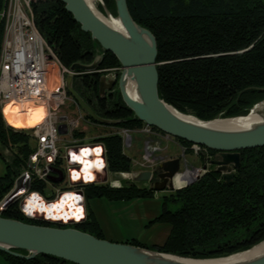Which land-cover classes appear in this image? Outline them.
Returning <instances> with one entry per match:
<instances>
[{"label":"trees","instance_id":"16d2710c","mask_svg":"<svg viewBox=\"0 0 264 264\" xmlns=\"http://www.w3.org/2000/svg\"><path fill=\"white\" fill-rule=\"evenodd\" d=\"M103 1L116 16L115 1ZM3 3L4 0H0V11ZM127 4L133 19L157 39L158 91L165 102L182 113L190 112L208 121L247 114L251 106L264 99V90H260L264 89V0H127ZM35 13L39 29L54 46L63 66L70 68L76 62L93 61L95 42L91 34L82 31L61 0H39ZM2 29L0 24V35ZM120 67L118 59L106 52L99 70ZM103 74H82L81 82L75 79L74 88L98 115L108 119H132L134 114L122 98L117 103L100 98L99 80ZM79 85L84 88L83 93ZM3 116L0 112V142L17 151L10 163H5V175L0 176V201L14 186L19 170L28 168L29 158L35 152L29 136L21 130L27 129L11 126ZM85 119L96 124L87 115ZM145 125L131 120L115 128L135 131ZM76 134L85 138V133ZM174 139L186 154H192L193 144ZM95 142L107 147L110 172H130L132 160L124 153L121 135L100 136ZM207 150L213 158L217 154ZM240 154L241 168L232 185L214 168H209L194 184L164 195L160 216L150 222V225L170 226L163 244L150 247L137 239L124 243L192 259H212L248 250L263 241L264 147L243 150ZM201 157L204 158L203 154ZM44 188L36 181L31 190L41 192ZM85 194L87 201L93 198L130 201L153 198L156 192L150 187L126 182L120 188L88 185ZM171 204L178 208L170 210ZM10 209L3 215L5 218L31 225L74 228L105 239L92 211L84 221L66 225L33 221ZM0 255L8 264L69 263L47 255L32 260L3 252Z\"/></svg>","mask_w":264,"mask_h":264},{"label":"water","instance_id":"95a60500","mask_svg":"<svg viewBox=\"0 0 264 264\" xmlns=\"http://www.w3.org/2000/svg\"><path fill=\"white\" fill-rule=\"evenodd\" d=\"M61 1L65 4L66 11L73 15L74 21L80 24L82 31L90 33L95 42L93 61L74 63L69 68L71 74L67 75L65 80L68 93L78 108L99 125L119 126L131 120H139L172 138L216 151L217 157L210 162V165L215 167V172L221 174L228 185H232L236 172L241 168L240 152L264 147V99L251 106L247 115L239 116L247 117L254 112L260 116L259 122L246 128H226L214 124L217 121L239 117H219L205 121L194 115L182 113L160 98L156 61L157 39L149 29L133 19L127 0H114L115 17L120 22V29L102 19L87 0ZM102 7L103 13L111 18L112 13L103 2ZM106 52L112 53L118 59L121 71L118 76L112 73L101 76L100 98H106L108 92L117 87L123 103L134 114L132 119H108L98 115L74 88L75 75L79 72L97 73ZM130 84L133 85L134 96L128 91ZM184 158V155L170 159L161 157L156 173L151 171L138 173L134 181L149 183L150 188L155 192L179 190L175 187V178L190 171L185 169L184 173H181L185 168ZM207 172L208 166L197 170V177L188 180L185 187L197 182ZM62 180L60 177L52 182L60 183ZM9 200L6 201V205L12 201V198ZM263 243L264 240L248 250L226 257L199 260L161 253L129 243L110 242L74 228L31 225L0 216V252L28 260L39 255H47L72 264H207L203 262L248 253ZM19 251H26L28 254L23 255ZM211 264H264V254L254 258Z\"/></svg>","mask_w":264,"mask_h":264},{"label":"built area","instance_id":"2783aa9c","mask_svg":"<svg viewBox=\"0 0 264 264\" xmlns=\"http://www.w3.org/2000/svg\"><path fill=\"white\" fill-rule=\"evenodd\" d=\"M36 0H4L0 11V24L3 26L0 35V106L5 107L11 102L24 104L33 101L42 104L47 109L44 121L36 128L30 129L27 133L34 142L35 152L30 156L27 170H23L19 178L30 182L47 183L51 188L49 196L40 197L47 203H53L66 193H76L81 196V206L85 207V200L80 193L82 190H70L67 186L75 187L81 185L86 188L88 185H108L111 188H120V177L131 181L133 173H113L108 168V151L102 142L94 144H84L85 138L77 136V132L85 133L86 128L82 122L90 123L85 119V115L79 112L73 115L62 112L63 106L74 104L66 88L65 80L71 74L69 68L63 66L58 54L49 41L45 38L38 27L35 13ZM58 67V78L60 86L53 91L46 88V78L50 69ZM106 71V70H105ZM98 70V72H105ZM82 73H77L75 76ZM67 110V109H66ZM70 112V110H67ZM109 131L105 136L119 134L122 136L124 150L131 148L129 142V131H122L115 126H106ZM60 129L62 132L60 133ZM26 131V130H24ZM147 137L145 141L144 163L145 168L141 172L153 171L155 163V153L158 150L157 140H162L168 135H163L155 131L153 127L145 125L141 130ZM193 152L208 154L205 147L193 145ZM84 150H98L100 162L104 163L102 169L96 175L94 182L77 180L73 174L81 169L82 163L75 160L76 154ZM31 165L33 167H31ZM60 172H65L67 180L63 183L64 188L54 184L52 179H57ZM117 177V178H115ZM197 177V174L194 178ZM110 179V180H109ZM17 187V186H16ZM16 189L15 197L20 191ZM47 188L44 189L46 191ZM24 191V190H23ZM24 191L19 196L25 195ZM11 193V194H12ZM43 195H45L43 193ZM18 196V197H19ZM27 197V196H26ZM52 198V199H50ZM25 215H29L23 210ZM47 221V219H45ZM57 223V222H56ZM60 224H68L63 222Z\"/></svg>","mask_w":264,"mask_h":264},{"label":"rangeland","instance_id":"374dc122","mask_svg":"<svg viewBox=\"0 0 264 264\" xmlns=\"http://www.w3.org/2000/svg\"><path fill=\"white\" fill-rule=\"evenodd\" d=\"M38 1L39 0H36V4L38 3ZM102 2L104 3L103 0H94V4H95V6L98 7L99 10H100V7H102ZM100 11L104 12V10L103 11L100 10ZM109 11L111 12V10H109ZM57 77H58V67L50 69V73L48 76V83H49V87L51 90L55 88L54 80H56ZM81 78L82 77L79 75L75 77V79H77V80L80 79L79 82L82 81ZM78 89L81 93H83L85 91L81 85H79ZM71 99H72V97H71ZM74 103H75V105L74 104H70V105L68 104L66 106H63L64 108H62V112H67V113H70L72 115H73V112L74 113H76V112L80 113L79 108H78L75 101H74ZM4 109H5V107L3 108V112H2V106H0V112H2L3 115H4ZM66 109L70 110V112H68ZM82 113L85 115L84 112H82ZM186 114L194 115L190 112L186 113ZM247 114L237 115V116H232V117H239V116H244ZM224 118H227V117H224ZM82 124H83V127L86 128V130H85L86 131L85 132V143L84 144H90V145L94 144L93 140L95 141V139H97L98 137L105 136L106 132L109 131L108 128H105L106 126L95 124L92 122H90L89 124L82 122ZM141 130H135V131H129L128 132L129 133V139H130L129 142L131 145L133 144V146L131 148H128L125 150L123 149L126 156L132 160V167H131V170L129 173H133V174L141 172L144 169H146L145 165H143V163H144V154H145V141L147 140V137ZM121 131H122V134L125 132L123 130H121ZM31 132H32V130H26L25 131L26 135H28L27 133H29V135H30ZM29 138H30L29 139L30 143H32V146L34 147L35 144L32 141L31 136H29ZM156 142H157L156 144L158 146V150L156 151L155 156H154L155 157V163L152 167L153 171L157 169L156 162H157V164H159L158 162H160V160L156 161V159H161V157H163L165 159H170L169 157H171V158L176 157L175 153H172L171 155H169V157L165 156L167 154V150L162 149L163 147L161 144V140H157ZM165 146H166V144H165ZM172 149H173V146L169 145L168 151H172ZM182 149H183V152L180 153V155H178L177 157H180L182 155L185 156V158H184L185 159V168L182 167L183 169H182L181 173H184L185 169L190 170V171H188L189 179L194 178L195 175L197 174V170L203 168L204 166H208V170H209V168H215L214 166L210 165V160H211L212 156L209 155V153L208 154L200 153V154L196 155L193 152V150L191 149L192 154L188 155V154H186L185 149L184 148H182ZM14 151H17V149L14 148L13 146L8 147L6 145H3L0 142V176L5 175V173H6L5 163H10L11 159L14 157ZM202 154L204 156L203 159L201 157ZM216 155L214 158H212V160L217 157ZM192 161H194V162H192ZM189 162L190 163L192 162L194 164L196 163V165H195L196 167L194 166L191 168ZM23 170H27V169L22 168L21 170H19L20 173H19L18 177L15 178L14 186L4 195V197L0 201V216L5 218L3 215L6 213L8 208L11 207L10 210H12L13 213H15L17 211L18 213H22L28 219H31L33 221L38 220V221L42 222L45 220V218H44L45 216H43L45 214L43 212H39V214H33L31 212H28V210L25 208L26 199H27L26 193L23 196L16 197L17 199L9 202V203H11L10 205L8 204V206H10V207H8V208L6 207L7 206L6 201L9 199L11 200V198L12 199L14 198V196H13L14 193H12V192H14L18 188V187H16V183L18 182V178L21 176ZM121 173L127 174V172H120V174ZM59 178L60 177H57V179H59ZM115 178H117V177H115ZM66 180H67V176H65V180H62L60 182V184H61V185H59L60 189L64 188L63 183H65ZM119 180H120V184H122V185L128 181V180L126 181V179H124L123 177H120ZM131 182H134V181L132 180ZM32 184H36V182H33ZM42 185L45 188H47L46 191H41L42 193L45 194L42 196H49L50 192L52 191L51 188L49 187V185L47 183L46 184L42 183ZM143 185L144 184L138 183V186L143 187ZM66 188H69L70 190H76V191H79V190L85 191V188L81 187V185H76L75 187L67 186ZM169 192L170 191L156 192V194L154 195L153 198L135 199V200H130V201H110L106 198H102V199L93 198V199H89L88 201L86 200V204L88 207V212L90 213V211H92L93 217L96 218V220L99 222L101 228L103 229L104 238L106 240H108L110 242L111 241L117 242V240H120V242L121 241L126 242V241L131 240V239H137V240L141 241L142 243L146 244L147 246L151 247L153 245H160L161 243L163 244L164 241L167 239L169 232H170V226L168 224L155 223V224L150 225L151 221L155 220L157 217L160 216V214L162 212L163 197L165 194H168ZM11 193H12V196H10ZM34 196H36V195H34ZM50 199H52V198H50ZM31 201H32V199H30V202ZM177 208H178V205H172V204L170 205V210H172V211H175ZM14 210H16V211H14ZM23 210H25L29 215H25L23 213ZM54 218L56 219V221H52V222L56 223L57 218L56 217H54ZM8 219H10V218H8ZM13 220H15V219H13ZM79 220L80 219H78L77 221H79ZM17 221H20V220H17ZM64 222H68V224H66V225L74 224L71 221H65L64 220ZM80 222H77V223H80ZM60 223L61 222H57V224H60ZM39 226H42V225H39ZM45 227H51V226H45ZM209 259H211V258H204V259H199V260H209ZM0 264H8L2 255H0ZM65 264H72V263H65Z\"/></svg>","mask_w":264,"mask_h":264},{"label":"bare ground","instance_id":"6f19581e","mask_svg":"<svg viewBox=\"0 0 264 264\" xmlns=\"http://www.w3.org/2000/svg\"><path fill=\"white\" fill-rule=\"evenodd\" d=\"M87 1L95 10V12L102 17V19H104L113 27L120 29L121 27L120 22L113 14L112 17L110 18L107 15H105L103 12H101L97 6H95L94 0H87ZM48 76L49 74L47 75L46 78V88L49 91L56 90L60 86L59 78L57 77V79L54 80L55 88L51 90L48 83ZM128 91L132 96H134L133 85L131 84L129 85ZM3 108H2V112H3ZM46 115H47L46 107L42 104H36L33 101L26 102L22 105L17 102H11L8 105H6L4 109V117H5L4 120L6 119L8 124H10L13 127L26 128L27 130L34 129L37 127V125H40L46 118ZM260 120H261L260 116H258L254 112L248 115L247 117H239L231 120L217 121L214 124H218L226 128H246L259 122ZM21 130H25V129H21ZM96 153L99 154L98 150H96ZM96 153L95 151L92 150H84L76 154L74 159L81 162L82 165H81V169H79L77 172L73 174L75 179L77 180L84 179L86 181H91V182L95 181L96 175L99 172L97 171V169H102L104 167V163L100 162V157L98 158L96 156ZM188 180H191L189 179L188 171L186 172L185 175H178L175 178L176 189L185 187L187 185ZM23 192L24 191L21 190L16 197H18ZM71 194L76 199H78L79 203H81L82 198L80 199L76 193H66L65 195H63V197H60L57 201L53 203H47L40 197V195L36 193H32L30 196H27L25 208L28 210V212H31L32 209L34 211L35 210L34 208H36V214H39V212H43L45 214L43 215L45 216L44 218L47 219L48 221H56L54 217L57 216L60 217L59 219L63 221L64 220L77 221L78 219H81L82 212L84 213V208L78 207L77 212L74 213V211H72L73 213H70V210H74L75 208L74 202H72L70 198H67V196H70ZM34 197H36V200H38L35 201L36 204L33 201L30 202V199L33 200ZM45 205H51V206L46 207ZM67 206L70 208V210L67 209ZM60 220H57V222H59ZM262 254H264V243L260 246H257L248 253H244L233 257H228L226 259L206 261L203 263L211 264V263L232 262L241 259L254 258Z\"/></svg>","mask_w":264,"mask_h":264},{"label":"flooded vegetation","instance_id":"af4514ba","mask_svg":"<svg viewBox=\"0 0 264 264\" xmlns=\"http://www.w3.org/2000/svg\"><path fill=\"white\" fill-rule=\"evenodd\" d=\"M105 71V70H104ZM120 71H121V67L120 68H113V69H109V70H106L105 72H104V74L103 75H107V74H109V73H112V74H115V75H119L120 74ZM120 98H121V95H120V93L118 92V90H117V87H115V89L114 90H112L111 92H108V94H107V96H106V98H104L103 100H105V101H107V102H110V101H116V103L120 100ZM116 127V126H115ZM177 142V141H176ZM128 149V148H127ZM125 153V152H124ZM213 158V157H212ZM212 158H211V160H210V162L212 161ZM157 160H160V159H156V161ZM158 163H160V162H158ZM159 166V164H157V162H156V167H158ZM146 172H149V171H146ZM151 172H154V173H156V170H154V171H151ZM60 173H62V175H60L59 177H62L63 178V180H65V172H60ZM127 173H129V172H127ZM138 173H140V172H138ZM138 173H136V174H138ZM136 174L134 175V177L136 176ZM134 177H133V181H134ZM154 177L156 178V174L154 175ZM56 179V178H55ZM52 180H54V179H52ZM131 180V181H132ZM131 181H127V182H131ZM32 183L33 182H30L29 180H23V179H21V178H18V182L16 183V186L18 187L17 189V191H21L22 189L24 190V191H26L25 193H26V196H30L32 193H36V194H40V195H43V193L42 192H36V191H32L31 190V187H32ZM54 183V182H53ZM133 183H135L136 185H138V183L137 182H133ZM141 184H144L143 185V187H150V184L149 183H146V182H140ZM54 184H60V183H54ZM146 184H147V186H146ZM80 195H82L83 196V198H84V200H85V207H83L84 208V213L82 212V215H81V218L82 217H84V214H85V218L84 219H82L83 221L86 219V218H88V207H87V204H86V194H85V191H83V193H80ZM10 196H12V194H10ZM13 196H15V195H13ZM79 196V195H78ZM67 198H70L71 199V201L72 202H74V210H70V208L67 206V209L68 210H70V213H73L72 211H74V213L75 212H77V210H78V207H81V203H79L78 202V199H76L72 194L70 195V196H67ZM66 198V199H67ZM79 198L81 199V196H79ZM15 199H17L16 197L14 198V199H12V201L13 200H15ZM65 199V198H64ZM63 199V200H64ZM41 200V199H40ZM35 204H36V202L35 201H38V200H36V197H34V199L32 200ZM82 201V200H81ZM17 202V201H16ZM9 205L11 204V203H8ZM8 204H7V208L8 207H10V206H8ZM46 207H49V206H51V205H45ZM53 206V205H52ZM82 208V207H81ZM35 210L33 211V209H32V211L31 212H33L34 214H36V208H34ZM82 210V209H81ZM57 218V220H60L59 218L60 217H56ZM61 221V220H60ZM79 221H81V219L79 220ZM76 222H78V221H76ZM152 222V221H151Z\"/></svg>","mask_w":264,"mask_h":264},{"label":"crops","instance_id":"0c3cea01","mask_svg":"<svg viewBox=\"0 0 264 264\" xmlns=\"http://www.w3.org/2000/svg\"><path fill=\"white\" fill-rule=\"evenodd\" d=\"M161 144H162V149H166L167 150V154L165 155V156H168L169 157V155H171L172 153H175L176 154V157L178 156V155H180V153H182L183 152V149L179 146V144H178V142H176V140L174 139V138H172V137H170V136H168V137H164L162 140H161ZM165 144H166V146H165ZM169 145H172L173 146V149H172V151H168V149H169ZM179 147V148H178ZM179 149V150H178ZM180 151V152H179ZM175 157V156H174ZM169 158H171V157H169ZM173 158V157H172ZM192 162H194V161H192ZM190 163V166H191V168L192 167H194L195 165H196V163L194 164V163ZM196 167V166H195ZM147 186V185H146ZM112 239V238H111ZM132 240V239H131ZM117 242H119V243H124V242H120V240H117ZM165 242V241H164ZM162 244V243H161ZM160 244V245H161Z\"/></svg>","mask_w":264,"mask_h":264}]
</instances>
